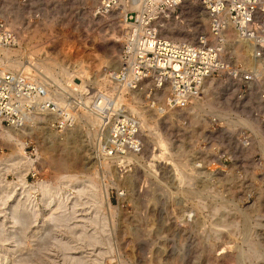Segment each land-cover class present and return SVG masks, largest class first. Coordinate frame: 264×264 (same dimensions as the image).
Here are the masks:
<instances>
[{
	"label": "rangeland",
	"instance_id": "obj_1",
	"mask_svg": "<svg viewBox=\"0 0 264 264\" xmlns=\"http://www.w3.org/2000/svg\"><path fill=\"white\" fill-rule=\"evenodd\" d=\"M130 1L118 0L116 10L99 15L96 9L100 0H0V20L21 33V49H28L26 58L40 62L51 73L46 74L49 78L72 79L75 84L83 80V85L97 89L103 86L106 71L117 64L123 40L124 10H138ZM202 10L201 7L197 12L202 28L196 32L195 18L184 7L179 8L178 18L170 21L182 27L179 40H192L206 33ZM228 32L229 39L226 37L228 41L224 42L227 58L253 71L256 77L245 101L239 103L233 99L235 85L230 79L213 76L210 85L207 83V91L180 109L156 114L139 102L132 105L155 129L152 134L160 133L164 144L156 143L155 136L146 127L141 129L144 150L134 158L135 166L125 175L119 176L113 163L105 162L103 171L96 167V128L84 117L68 133L67 146H71L68 155L62 150L63 144L59 145L67 141V133L56 134L45 125L19 131L0 124V199L4 186L11 189L8 200H0L3 204L0 205V230L15 235L8 242L1 239L0 252L9 250L0 253V263H23L16 262L19 256L41 247L43 239H52L45 236L48 229L50 237L53 236L49 221L41 225L43 211L33 219L29 212L31 204L36 202L43 209L40 182L61 187L52 199L56 200L61 193L64 201L68 200L75 195L76 187L62 182L59 175L73 174L80 179L91 175L102 204L99 213L107 219L108 229H112L109 231L111 249L106 245L107 254L100 259V264H264V176L263 168L252 164L254 156L264 157V101L257 94L264 91V54L258 55L257 48L250 43L247 55L257 61L252 59L251 64L248 57H239L234 51L238 48L235 42L238 39L233 32ZM171 37L175 40L172 34ZM112 42L117 46L110 50ZM17 55L18 52L8 56L12 59L1 55L0 63L13 62L16 66ZM35 66L33 63L31 70ZM241 130L250 136L249 146L240 140ZM6 131H12L24 143V159L20 158L21 162L14 167L3 162L17 150L5 137ZM20 180L32 187L30 201L22 191ZM13 205L25 208V218L29 215L21 229H25L22 239L18 234L20 224L10 219ZM82 212L95 213L87 205ZM62 230L60 235L69 236L67 229ZM250 241L255 243L256 255L249 253L251 249L246 243ZM89 249L94 253L99 251L97 246ZM56 256V263L60 264L62 255L57 252ZM32 261L26 262L37 264Z\"/></svg>",
	"mask_w": 264,
	"mask_h": 264
},
{
	"label": "built area",
	"instance_id": "obj_2",
	"mask_svg": "<svg viewBox=\"0 0 264 264\" xmlns=\"http://www.w3.org/2000/svg\"><path fill=\"white\" fill-rule=\"evenodd\" d=\"M133 1L138 10L126 11L122 19L124 40L118 63L106 71L100 88H79L68 80L40 75L35 68L9 71L0 65V123L19 131L45 125L64 134L80 117H93L96 167L104 170L102 162L111 161L123 174L135 166L133 158L142 151L140 121L130 112L129 103L140 101L156 114L180 109L197 97L208 76L230 79L235 85L233 99L245 101L256 77L227 58L224 37L231 30L262 56L264 0H194L205 12L207 31L192 40L177 41L160 35L159 29L177 19L179 8L190 0ZM117 6L118 0H100L96 11L109 14ZM18 46L15 30L0 20V48ZM257 94L264 101V91ZM240 133L243 145L249 146L250 136L245 130ZM252 164L263 168L264 176V157L254 156Z\"/></svg>",
	"mask_w": 264,
	"mask_h": 264
},
{
	"label": "bare ground",
	"instance_id": "obj_3",
	"mask_svg": "<svg viewBox=\"0 0 264 264\" xmlns=\"http://www.w3.org/2000/svg\"><path fill=\"white\" fill-rule=\"evenodd\" d=\"M130 2L136 4V7H135V5L133 6L134 8H138L137 2H135L133 0H131ZM182 7H184V9L186 10V12L188 14H191V17L195 18V29H196V32L200 31L201 28H202V26H201L200 20L197 19V17H198L197 12L199 10H201V6L196 1L190 0V1L186 2V3H184L180 8H182ZM123 8H124V6H123ZM124 13H125V10L123 12V15H124ZM123 28H124V25L122 27V31H123ZM181 28H182L181 25L178 24L176 21H174V22H172V24L169 23V24H166L164 27L160 28L159 29V34L160 35H163V34L167 35L168 34L167 36L170 35L168 37L170 39L172 38L171 37V34H172V36L175 37V41H177V40L180 39L178 37L183 34ZM15 32H16V34L18 36L19 46L17 48H14V49H11V48H0V53H2L1 54L2 56L1 55L0 56L3 57L4 55H6V58L7 59H12L11 57L9 58L8 56L9 55L12 56L14 54H17V52H18V55L14 57V59H17L18 58L17 59V65L14 66V64H12L13 62H11V63L10 62H4V63L1 62L0 65H1L2 69L3 70H9V71H14V70H17V69L31 70V68H32L31 66L34 63V65H36L35 66V70L39 74H42L44 76H47L46 74H51V73H49V72L46 71V69L44 68L43 65L40 64V62L35 61V59H32V61L30 62V60L26 58L25 55L27 54L28 49L26 47L25 48L22 47V49H21V46H23L22 35H21V33H18L16 30H15ZM227 32H226L225 37H224V42H225V40L227 42L228 39H229V37L226 36L227 35ZM229 32H233V31H229ZM20 36H21V38H20ZM167 36H165V37H167ZM237 39L238 40H236L235 42H236V47H238V48H237V50H234V51H237L238 56L239 57H244V58L248 57V60L249 61L251 59V64L254 63V62H252V59H254L253 61H257L256 58H252L250 55L249 56L247 55V49L249 48V46L251 48L250 42L248 41V43H247L246 40H241L239 38H237ZM123 40H124V36H123ZM116 46H117V44L112 42L111 45H110V50L112 48L116 47ZM224 50L225 49H224V46H223V51ZM258 51H259V49H258ZM252 55L255 56V54H252ZM116 63H118V60H117ZM46 65L49 66V63L48 64L46 63ZM116 65L114 67H116ZM256 67H257V64H256ZM40 68L42 70H40ZM63 70L64 69H62V71ZM43 71L45 72V74L43 73ZM104 78H105V76L103 77V80H104ZM210 78L211 77L208 76V77H206L204 79V82H203V84L201 86L200 93L197 95V97L192 98L191 100L197 99L200 96L201 93L204 94V92L207 91V89H208L207 83L209 84V82L211 81ZM68 81H70L69 83L70 84L72 83L73 86H77L79 88H81L83 86V84L85 83L83 80H81V83L80 84L73 83V80L72 79H69ZM220 92H221V90H220ZM191 100H189V101H191ZM139 103H141V102L139 101ZM135 104L136 103H133V104L132 103H129L128 104V105H130V111L133 112L134 114H136L137 116H139L138 119H140L139 121H140L141 129H143V128L146 127L151 132V134H152V130L154 128L151 127L148 124V122L145 120L146 118H143L144 116L142 117V113H140L135 108V106H132V105H135ZM140 105H142V104H140ZM81 120H82V117L79 118V122ZM86 120H88L89 125L91 124L90 126H92V127L95 126V124H96V119L95 118L90 117V118H86ZM2 127H3V125H2ZM4 127H6V126H4ZM8 128H10V127H8ZM13 129H15V128H13ZM73 129H71L70 131L72 132ZM70 131H67L66 132L67 134L64 133V134L67 135V138H66L67 141H64L63 143H60L59 144L61 146L63 144V147H62L63 149L62 150L65 151V154L66 155H68V153L69 154L71 153V150H70V147L71 146H67L68 145L67 143H70L69 142L70 136L68 135V133H70ZM13 132H14V130H13ZM52 132H54V131H52ZM12 134H13L12 131H11V133H10V131H6V133H5V137L10 141L9 143L12 142L17 147L16 148L17 149L16 152H14V153L12 152L13 154L8 155L3 160V162L5 163V165H7L8 167L9 166L14 167L15 165L17 166V162L18 163L21 162V161L19 162V159L21 158L22 161L24 159V158H22L24 156V151H23L24 143L22 141L18 140V138H16ZM159 134L160 133L155 132L152 135L155 136V138L157 140L156 143H158V144L161 145L162 143L164 144V142L163 141L161 142L162 139L160 138ZM73 140H74V138H73ZM43 141H44V139H43ZM147 146H150V144L147 143ZM51 147H52V145H51ZM46 148L49 149L50 148V145H47ZM143 150H144V142H143V139H142V152H143ZM170 155H171V153H170ZM134 158H133V161H134ZM25 159H27V158L25 157ZM97 160L95 162H98ZM34 161L35 160H33V163H34ZM28 162H29V160H28ZM30 162H31V160H30ZM30 162H29V165H30ZM105 162L106 161H103L102 162V165L103 166L107 163V162L106 163ZM110 162L111 161H109L108 163H110ZM27 164H26V166H27ZM134 164H135V162H134ZM114 166H115L116 172L119 174V176H122L123 174L124 175L126 174V173H123L121 175L119 173V171H118V169H117V167H116L115 164H114ZM148 167H150V166H148ZM102 171H103V169H102ZM59 176H60V179H61L62 182H65L67 185L69 184V185H73V187H76V189H75L76 190L75 195H73V196L71 195V197H68V200L66 199L64 201V198L61 197V193H59L57 195L56 200H55V199H52L51 196L54 193H58L60 191V188L61 187L59 188L56 185L55 186H50L46 182H40L38 184V187L40 188V191H41V194H42L41 196H42V201H43V204H44L43 205V209H40L39 205L36 202H32V204H31L32 206H31V209H30L29 212H30L31 217H33V219H34L35 217H37L38 215H40L41 212L43 211L42 213L45 216L42 219V224L41 225H43V224L46 225V222L49 221V224L51 225V228H52L50 230L53 231V236L50 237V235H49V232L50 231H49V229L47 227L48 230H46V231H48L47 232L48 234L46 233L47 235H45V236H46V238L49 237V240L51 238L52 239L50 241H47L46 239H43L44 242H43V245L42 246L40 245L41 247L36 248V249L33 248L30 251L27 250L29 252L25 253V256L23 255L24 257H20L19 256L21 259L17 256L18 259H19V261H16V262L17 263L18 262H23V263H20V264H24V262H26V261L31 263V260H33V261H35L34 263H37V264L38 263H40V264H57L56 263V261H57V259H56V257H57L56 256V253L58 252V254L62 255L61 256L62 257V262L63 263H66V264H100L102 262V261L100 262V259H102V257L105 256V254H107V250L108 249L105 248L106 245H108V247H109V245L111 244L109 242L111 240V239H109V237H110L109 236V231L112 230V229H108V223L106 221L107 219L103 216V214L99 213V211H100L99 210V207L102 204H100V201L101 200L99 199L100 197H99L98 187L94 183V181L92 180V178H90L91 175L90 176H86L84 179L77 178L76 176H73V174L72 175L62 174V176L61 175H59ZM21 183H22V191L26 195V199L28 201H30L31 200L30 189L32 187L26 185V182H24L23 180L21 181ZM2 190H3L4 193H2L0 200L1 201L2 200L3 201L8 200V198L11 196L10 195L11 194V189L10 188L8 189V188H6L4 186V188H2ZM120 193L123 194V190ZM105 197H108V196L105 195ZM17 202L19 203V201H16V204H17ZM1 203H0V205H3ZM67 203H70V205L67 206ZM106 204L108 205V203H106ZM4 205H5V203H4ZM86 205L93 207L95 213H93V214L90 213L91 215L88 214V213H83L82 210H83L84 206L86 207ZM109 205H110V203H109ZM23 208H24L23 206L21 208L18 205H13L12 208H11V213H10L11 218L9 217L10 219H12L13 223L17 222L18 224H20V225H18L19 227L21 226V228H20L21 233H18L20 235V239L24 238V236H25V233H24L25 232L24 231L25 229L24 230H21V229H22V226L24 227V225H25L23 223L27 220L26 218L29 217V215L26 218L24 217L26 215V210H25V208L24 209ZM80 210H81V212L79 213ZM27 211H28V209H27ZM84 211H86V210H84ZM99 214H101V215H99ZM13 223H12V225H15L16 224V223L15 224H13ZM21 223H22V225H21ZM31 223H34V222H31ZM14 227H16V226H14ZM19 227H17V229ZM37 227H38V225H37ZM217 227H219V226H217ZM1 228H2V226H1ZM41 228H40V230H42ZM63 228H65V230L67 229L66 232L69 233V236H65L64 237V236L60 235V232H61L60 230H62ZM214 229H216V228H214ZM3 231H6V230H3V229L0 230V241L2 239L4 241L8 242L9 240L12 239L13 236H15L12 233L11 234H9V233L7 234V233H4ZM17 232H19V230H17ZM43 232H45V231H43ZM32 233H35L34 230H33ZM38 233H40V232H38ZM63 233H64V235H66V233L64 231H63ZM43 237L44 236H41L39 238L41 239ZM253 241H250V242H248L246 244L251 249V250H249V253L252 254V255H256L257 254V250L255 251V249H254L255 248V243H253ZM143 242H145V241H143ZM142 244H144V243H142ZM258 245H260V244L258 243ZM89 246L92 247V248H94V247L97 246L99 248L98 249L99 251L97 253H94L93 252L94 250L89 249ZM84 247L88 248L91 251L81 250L82 248L84 249ZM9 248H11V247H9ZM12 248H14V247H12ZM15 248H17V246ZM109 248L111 249V247H109ZM8 250L9 249L6 248V249L1 250V252H3V254H5V253H7ZM17 250H18V248H17ZM15 251H16V249H15ZM18 251H20V250H18ZM15 254H19V253H15ZM34 256H36L35 257L36 259L33 258ZM246 257H248V256H246ZM59 258H60V256H59ZM33 261H32V263H33ZM60 261H59V263H60ZM27 262H26V264H27ZM62 262L60 264H62ZM0 264H2V263H0ZM3 264H8V263H5L4 262Z\"/></svg>",
	"mask_w": 264,
	"mask_h": 264
}]
</instances>
